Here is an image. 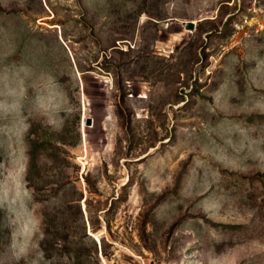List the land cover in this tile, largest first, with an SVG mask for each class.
<instances>
[{
    "label": "rangeland",
    "instance_id": "1",
    "mask_svg": "<svg viewBox=\"0 0 264 264\" xmlns=\"http://www.w3.org/2000/svg\"><path fill=\"white\" fill-rule=\"evenodd\" d=\"M0 264H264V0H0Z\"/></svg>",
    "mask_w": 264,
    "mask_h": 264
},
{
    "label": "water",
    "instance_id": "2",
    "mask_svg": "<svg viewBox=\"0 0 264 264\" xmlns=\"http://www.w3.org/2000/svg\"><path fill=\"white\" fill-rule=\"evenodd\" d=\"M188 27L191 28V29H193L194 28V23L193 22H189L188 23ZM91 122H92L91 121V118H87L86 125H88V126L91 125Z\"/></svg>",
    "mask_w": 264,
    "mask_h": 264
}]
</instances>
